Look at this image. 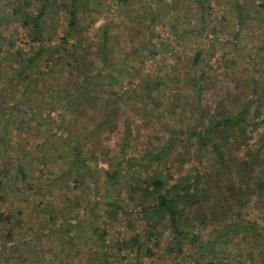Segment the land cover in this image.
<instances>
[{"label":"trees","instance_id":"1","mask_svg":"<svg viewBox=\"0 0 264 264\" xmlns=\"http://www.w3.org/2000/svg\"><path fill=\"white\" fill-rule=\"evenodd\" d=\"M77 1L61 0L57 5H51L52 0H13L8 15L14 16L24 28L31 31L30 41L36 42V48L25 54L20 50L5 51L10 56L11 64L3 67L2 71L0 115L6 117L14 114L20 119L27 117V124L31 123L30 128H38L43 121L51 119L52 128L47 130L41 141H50L58 134L61 135V147L58 145L56 149L53 148V156L69 160L68 168L58 174V179L61 180L64 194L74 199L78 193L74 190L86 185L83 181L85 170L89 169L86 163V144L90 138L98 136L100 142L102 135L111 133L116 127L117 115L120 114L124 117L122 135L117 143L120 158L115 159V164L105 174L109 184L105 192L113 194L115 200L107 201L106 205L111 207L108 214L113 218L120 207L115 201H132L138 207L139 218L144 222L140 231L129 236L125 247H133L136 253L142 250L143 254L151 257L165 235L168 236L165 244L167 252L177 254L183 247L192 250L194 256L188 257L193 261L191 264H232L224 254L223 247L235 239L239 244L242 243L246 259H252L253 252L264 247V88L253 97L255 89L261 85L256 82V74L262 71V67L249 61L254 73L249 82L251 84H248L249 92L235 90L230 94L225 87L220 93H213L212 105L207 98L208 89L215 84L212 75L200 71L187 76L183 82V88L187 90L183 93H174L173 84L169 87L173 99L167 96L163 107L166 108L167 99L182 106L180 117L186 124L182 127L164 124L167 125L164 127L167 137L157 148L145 151L138 157L124 158L132 130L128 124L131 114L122 105L125 104L131 113H135L134 116L140 117V109L145 108L140 103L141 95L136 88L141 86L145 90L144 94L152 99L158 92L161 80L157 76L142 77L136 84H130L128 89L119 90L124 78L120 76L118 68V71L110 72L116 62H112L111 48L105 43L107 24L102 25L100 44L95 48L98 51L94 54L97 65L90 70L79 64L76 57L69 56L71 51L65 48L64 37L58 38L57 44L52 45L51 35H46L42 29L43 22L49 21V17H58L59 12L63 11L65 35L76 30L79 25ZM32 2L34 10L29 13ZM149 3L137 14L141 29L146 30L139 40V46L147 44V33L152 30L151 24L157 17V14L153 16L154 5L150 6ZM194 5H198V0ZM262 7L264 9L263 4ZM235 9L239 10L238 5ZM125 20L129 21L128 17ZM0 22L2 28H7L9 16L0 13ZM190 29L193 30V27L176 30L183 33V30ZM0 39L4 40L1 34ZM235 42L236 39L232 37L229 51L236 46ZM73 52L74 56L81 53L84 58L87 57L81 43L76 44ZM233 54L237 58L245 56L237 50ZM199 57L200 51L196 50L190 59L191 63L195 64ZM236 61L230 57L226 67L235 66ZM39 64L43 67L39 68ZM56 71L59 76L56 77L57 82H54ZM224 75L230 73L224 72ZM68 76L77 78L76 83L66 89L63 85ZM6 92L14 93V101L6 100ZM94 112L97 117L93 119L92 127L86 128L84 124H88V121L84 117ZM78 119L83 124L79 133L75 134L71 131ZM14 128L21 129L19 125ZM237 144H242L241 153L236 150ZM103 147L97 152L98 155L89 154L90 158L96 162L106 161L111 149ZM169 148L182 172L173 176V168L167 172L157 169L151 171L152 166L161 169V154ZM5 151V148L0 149V152ZM183 163L187 165L183 167ZM77 166L81 170L73 172ZM15 168L17 177L23 179L25 172L20 164L17 163ZM8 171L7 168L0 169L1 194H5L1 185L4 178L11 174ZM125 175H128L126 179ZM68 180L74 181L73 185L69 186ZM70 204L66 211L70 216L68 222L78 217L74 213L73 204ZM62 209V206L58 209L61 214ZM253 211H259L256 217H250ZM10 218L8 213L0 214V222H8ZM92 230L101 242L103 230L97 226H93ZM9 232L5 231L7 241L2 243L3 249L10 247L13 242L9 239ZM254 254L260 256V251Z\"/></svg>","mask_w":264,"mask_h":264},{"label":"rangeland","instance_id":"2","mask_svg":"<svg viewBox=\"0 0 264 264\" xmlns=\"http://www.w3.org/2000/svg\"><path fill=\"white\" fill-rule=\"evenodd\" d=\"M60 1L52 0L50 3L57 5ZM77 2L79 25L76 30L65 35L63 11L59 12L58 17L54 16L53 19L49 17V21L43 22L42 29L46 35H51L52 45L57 44L58 38L64 37L65 48L71 51L69 56L76 57L79 64L90 70L97 65L94 54L98 51L95 48L100 44L102 25L107 24L105 43L111 48L112 62H116L110 68V72L119 70L120 76L124 78L119 90L128 89L130 84H136L142 77L157 76L161 80L158 92L152 99L144 94L145 90L141 86L136 88L141 95L140 103L145 108L140 109V117L134 116L135 113H131L125 104L122 105V108L127 110L129 115L131 114L128 124L132 130L128 136L124 158L138 157L145 151L150 152L157 148L158 144L167 137L164 129L167 125L163 126L164 124L173 127H182L186 124L180 117L182 106L170 102V99L166 100L168 102L166 108L163 105L167 96L173 99L169 92V87L173 84L174 93H183L187 90L183 88L187 76L200 71L213 76L215 84L208 89L207 94L208 103L211 105L214 99L213 93L218 94L225 87L230 94L235 90H242L241 93L249 92L248 84H251L249 82L254 75L250 62L262 67V71L256 74V82L261 85L255 89L253 97L259 95L262 92L261 88H264V9L262 7L264 0H198V5H194L197 0H127L128 3L118 0H78ZM148 2L150 6L154 5L153 16L157 14V17L151 24L152 30L147 33V44L139 46V40L146 30L141 29L137 14L144 10ZM13 4V0L0 1V13L9 16L10 22L7 28H2L0 22V34L4 37V40L0 39V81L3 67L11 64L10 56L5 54V51L20 50L25 54L36 48V42L30 41L31 31L24 28L14 16L8 15ZM31 4L29 13L34 10V2ZM237 5L239 10L235 9ZM125 16L129 21L126 22ZM190 27H193V30H183V33H180L181 30H176ZM232 37L236 39V46L231 47L229 51ZM79 43L83 46L86 59L81 53L77 56L73 55V49ZM196 50L200 51V57L195 64H192L190 59ZM235 50L241 51L245 56L237 58L233 54ZM59 52L64 54L62 50ZM230 57L237 60L236 65L226 67ZM42 67L43 65L39 64V68ZM57 72L54 73V82H57L56 77L59 76ZM224 72H229L230 75H224ZM65 78L67 80L65 79L63 86L67 89L76 83L77 76ZM5 97L9 102L15 99L13 92H6ZM174 100L176 101V98ZM37 108L40 110V107ZM95 117H97L96 112L84 117L88 121L84 126L91 128ZM27 120V117L20 119L14 114L6 117L0 115V149H6L5 152H0V169L7 168L8 173H11L4 178L1 185L5 194L0 193L2 196L0 214L11 215L8 222H0V264H191L193 262L188 257L194 256V253L192 250H186L185 247L177 254L167 252L165 244L168 236L165 235L159 242L160 247L151 257L143 254L142 250L136 253L133 247H125L129 236L135 231H140L144 223L139 218L138 207L134 202L115 201V204L120 206L118 212L113 218L108 214L111 207L106 205V202H114L115 197L105 192L109 185L105 174L107 170H111L116 162L115 159L120 158V154H117L119 149L117 143L119 136L122 135L124 117L117 115L116 127L108 135H102L100 142L96 136L90 138L86 144L88 156L86 163L89 165V169L85 170L86 177L83 179L86 185L74 190V192L78 191L74 199L64 194L65 190L62 189L61 180L58 179V174L68 168L69 160H65V157L53 156V148L56 149L61 144V135L58 134L50 141H41L47 130L52 128L51 119L43 121L38 128L35 126L30 128L31 123L27 124ZM81 121L78 119L71 132L79 133L83 124ZM17 125L21 129H15ZM177 144L178 141L176 146ZM103 146L111 149L105 163L92 160L89 154H97L104 148ZM241 146L242 144L236 145L239 153ZM160 159L163 163L161 169L159 166L158 168L152 166L151 171L157 169L167 172L173 168L171 170L173 176L182 172L173 159L171 148L161 154ZM17 163L25 172L23 179L18 178V173H15ZM186 165L187 163H183L182 166ZM80 170L78 166L73 168V172ZM12 173L16 176L13 177ZM127 177L128 175H125V179ZM67 182L69 186L74 183L71 180ZM70 203L73 204L74 213L78 214V217L68 222L70 216L66 211L70 208ZM60 206L63 207V214L58 212ZM257 212L259 211H253L250 217H256ZM93 226L103 230L101 241L103 243L96 237L92 230ZM6 228L10 231L9 239L13 242L10 247L3 249L2 243L7 241ZM223 250L232 264H264V247L259 250L260 256L254 254L259 252L256 250L250 260L246 259L242 243L239 244L235 239L227 247L224 246Z\"/></svg>","mask_w":264,"mask_h":264}]
</instances>
